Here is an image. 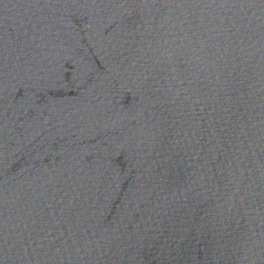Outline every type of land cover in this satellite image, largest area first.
<instances>
[{
    "label": "water",
    "instance_id": "1",
    "mask_svg": "<svg viewBox=\"0 0 264 264\" xmlns=\"http://www.w3.org/2000/svg\"><path fill=\"white\" fill-rule=\"evenodd\" d=\"M0 264H264V0H0Z\"/></svg>",
    "mask_w": 264,
    "mask_h": 264
}]
</instances>
